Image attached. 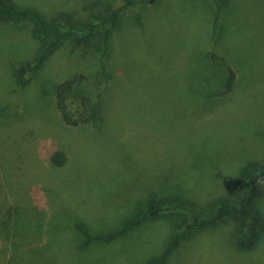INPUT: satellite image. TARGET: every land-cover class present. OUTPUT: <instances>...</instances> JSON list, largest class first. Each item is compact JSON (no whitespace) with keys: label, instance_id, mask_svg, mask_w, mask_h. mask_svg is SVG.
<instances>
[{"label":"rangeland","instance_id":"obj_1","mask_svg":"<svg viewBox=\"0 0 264 264\" xmlns=\"http://www.w3.org/2000/svg\"><path fill=\"white\" fill-rule=\"evenodd\" d=\"M13 2L34 7L47 18L67 11L81 23L103 12L106 4L117 7L124 1ZM215 10L212 0H155L122 12L104 59L113 78L97 131L64 125L54 108L53 90L73 75H97L98 53L81 46L71 52L65 38L27 85L18 87L12 67L31 59L38 43L31 37L30 22L7 20L11 13L4 11L0 113L12 132L22 134L25 145L19 151L13 145L12 156L16 160L25 153L21 170L39 165L44 171L50 148L69 151L67 163L53 174V192L42 197L47 203L36 226L42 241L55 238L49 252L54 261L39 253L43 243L37 240L18 252L10 250L6 256L11 264H30L40 255L45 264H146L178 225L190 221L187 212L163 213L109 243L86 247H81L73 223L83 222L92 232L114 229L152 192L157 197L182 194L202 216L211 214L214 198H240L233 179L248 160L264 161V0H225L214 34ZM211 53L235 72L228 94L218 95L225 71ZM6 155L1 148L0 162ZM13 171L5 168L3 173L12 176ZM29 176L22 185L31 186L38 197L45 191ZM258 206L264 213V196ZM235 226L225 221L193 232L168 264H264V234L252 250L239 251L233 245Z\"/></svg>","mask_w":264,"mask_h":264},{"label":"trees","instance_id":"obj_2","mask_svg":"<svg viewBox=\"0 0 264 264\" xmlns=\"http://www.w3.org/2000/svg\"><path fill=\"white\" fill-rule=\"evenodd\" d=\"M123 1L117 7L108 3L103 12L96 13L91 20L76 23L67 11H60L47 18L34 7H16L13 0H0V20L5 16L4 11L6 10L11 13L7 16V20L30 22L31 37L38 43L31 59L12 67V80L16 86H26L51 51L65 38H68L71 43V52L81 46L88 49L91 47L96 54L98 53L97 62L100 70L97 75H73L54 86V108L61 122L66 126L74 128L85 126L92 130H100L104 96L113 78L112 73L104 64V59L110 50L109 38L118 27L123 11L130 7L142 8L148 1L154 2L155 0ZM212 1L216 5L213 20V33L215 34L225 0ZM135 18L138 25L142 27L141 16L138 12L135 13ZM105 26L108 27L100 30V27ZM210 57L217 59L225 71L222 88L219 89L218 95L228 94L234 87L235 72L221 57L214 53H211ZM14 134L18 135L17 139L13 136ZM20 135H22L20 132H12L11 126L6 122L5 114L0 113V149H4L7 154L2 158L3 162H0V264H11L10 259L7 258L10 250L18 252L27 244L35 243L37 240L43 243L40 246L43 250L39 253L45 252L44 255L48 261L53 262L56 256L50 258L49 252L50 247L56 244L55 238H46L42 241L36 235L38 232L36 226L39 223V215H42L44 211L41 208L43 209L47 203V200L45 202L42 197L53 192L55 184L53 174L55 169L67 163L69 151L66 152L54 145L47 152L48 165L46 167L48 169L43 171L39 165H32L21 170L19 165L25 153L19 154L16 160L12 156L13 145L17 146L15 148L17 151L25 146L20 141ZM5 168H15L12 176L3 173ZM27 175H30L26 178L31 182L36 183L39 180V185L42 184L43 192H45L38 197L32 195L31 186L22 185ZM51 175L52 182L48 180ZM233 189L235 192H242L240 198L235 201L224 197L212 199L209 202L212 209L211 214L207 216L200 215L194 202L182 194L175 192L171 197H157L155 192H152L150 197L139 200L129 216L114 229L92 232L83 222H75L73 226L82 237L81 247H86L93 242L109 243L124 236L144 221L157 218L163 213L184 211L188 213L190 221L178 225L160 252L148 257L146 264H168L172 253L193 232L215 227L225 221L236 223L233 232V245L236 249L243 252L250 251L255 247L259 236L264 234V213L258 206V201L264 196V161L248 160L233 179ZM38 262L45 264L42 255L33 258L30 264Z\"/></svg>","mask_w":264,"mask_h":264}]
</instances>
